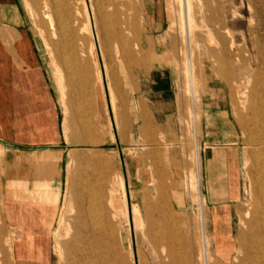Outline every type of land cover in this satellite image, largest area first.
<instances>
[{"label":"rangeland","instance_id":"1","mask_svg":"<svg viewBox=\"0 0 264 264\" xmlns=\"http://www.w3.org/2000/svg\"><path fill=\"white\" fill-rule=\"evenodd\" d=\"M20 1L57 96L62 126L61 91L69 94L71 110L75 112L78 106V109L84 107L83 110H87L86 121L89 120L93 128L99 124L95 113L98 92L105 96L109 107L111 125L107 133L113 136V140L109 135L104 136L105 142L98 146L74 138L70 141L73 146L69 145V149L75 150L72 154L80 163L73 165V156L69 160L65 196L42 264H67L66 249L78 222L77 215L87 205L88 188L93 184L86 164L95 155L116 159L117 174L124 180L131 220L129 226L120 225L119 232L131 244L133 252L129 264H204L201 232L197 228L201 225L199 220H203L213 261L216 264H236L234 259L243 257L240 244L250 242L249 232L256 231L261 225V214L264 213L261 200L264 196V103H260L264 102V50L257 55L250 45V40L255 41L258 48L264 49L261 6L264 0H190V31L185 18V0H77L74 5L70 0L68 15L71 17H66L69 24L56 17L55 6L48 0L46 4L43 0ZM150 11L161 15L162 20L156 26L149 23L147 12ZM131 16H136L135 20L129 21ZM67 43L76 49L62 52L61 46ZM67 56L88 64L91 69L93 66V71L99 72V79L95 78L92 89V86L90 89L85 86L81 76L59 68ZM154 62H160L173 74L176 93L173 106L176 110L170 112V117L166 113V118L155 120L142 102L144 118L123 116L127 136L123 142L115 126V120H121L118 114L114 120L115 111L111 109L108 78L114 79L111 87L117 85L115 109L123 111L124 106L139 97L135 93L144 84V81L139 82L136 74L146 76ZM59 74L64 83L67 79L82 83V99L75 97L71 85L59 84ZM87 91L90 94L86 95ZM82 121L71 122L73 133L81 131L76 125ZM213 124L219 131L217 142L209 140L206 133V125L214 129ZM211 142L215 145L237 144L238 167L232 185L236 200L229 204L230 182L225 175L219 178L222 182L215 198L210 201L213 205L207 203L209 199L205 194L209 188L203 180V164L208 158L207 148L211 147ZM222 152L225 155V151ZM209 190L211 192L212 188ZM133 203L141 211H152L151 225L144 223L140 228L133 224ZM253 241L256 245L261 243L259 238ZM215 244H221L223 248ZM120 246L121 263L128 264L126 249L122 244ZM218 249L223 252H217ZM13 251L12 241L2 242L0 222V264L15 262Z\"/></svg>","mask_w":264,"mask_h":264},{"label":"crops","instance_id":"2","mask_svg":"<svg viewBox=\"0 0 264 264\" xmlns=\"http://www.w3.org/2000/svg\"><path fill=\"white\" fill-rule=\"evenodd\" d=\"M147 13L149 23L155 26L162 20L154 11ZM39 47L21 1L0 0V222L2 242L12 241L16 264H42L46 260L50 233L66 192L67 167L75 151L69 149L72 138H67L60 123L59 102ZM136 75L139 82L144 81L135 93L139 97L124 106L125 114L111 107L114 120L116 113L121 121L125 115L144 118L142 102L155 120L166 118V113L170 117V112L176 110L171 71L154 62L146 76ZM95 105L99 117L95 127L99 134L107 133L110 110L102 93H97ZM115 124L118 129L116 120ZM212 126L214 129L206 125V133L209 140L217 142L219 131L217 125ZM210 145L203 164V180L213 191V195L209 189L205 194L207 203L213 205L210 201L219 191V178L225 175L230 182L229 204L236 200L232 185L238 167L237 144Z\"/></svg>","mask_w":264,"mask_h":264},{"label":"bare ground","instance_id":"3","mask_svg":"<svg viewBox=\"0 0 264 264\" xmlns=\"http://www.w3.org/2000/svg\"><path fill=\"white\" fill-rule=\"evenodd\" d=\"M43 1L46 4L47 0H43ZM48 2H50L49 4L55 6V10H56L55 13L57 15L56 17H59V19L61 18V19H64L66 21V17H71L70 15H68L69 10L71 9L70 8V5H71L70 0H48ZM76 2H77V0H72L73 5ZM183 3H184V1H183ZM261 3H262L261 6L263 8L262 12H264V2H261ZM185 4H186V14H187V15H185V18H187L188 30H189L192 26V18H191L192 15H190L192 13L191 12V6H190V0H185ZM99 8H100V6H99ZM135 17L136 16H131L129 21L135 20ZM67 20H69V18H67ZM61 21L63 22V20H61ZM62 22H59V23L61 24ZM66 22H68V21H66ZM97 22H99V21H97ZM50 24H51V22H50ZM66 24H69V22ZM60 26L62 27V25H60ZM67 26L68 25H66L65 27H67ZM103 28H105V27H103ZM61 31H62V29H61ZM65 31H67V30H65ZM63 33H64V31H63ZM65 36H66V34H65ZM60 41H62V40H60ZM188 42H189V40H188ZM68 45H69L68 43H67V45L63 44L61 46V51L66 52L69 49H71V50L76 49V48H74L75 46H71L72 44L70 46H68ZM250 45H251V48L253 49L252 51H254L257 55L261 54V52L264 50V49L258 48V44H256L255 41L253 42L250 40ZM70 54H68V55H70ZM189 55H190V52H189ZM61 56H64V55L61 54ZM70 56H67L65 59L63 57H61V59L63 58V61L61 60L62 62L60 63L59 68L66 70L67 72L70 71V73H68V74L75 75L78 77L81 76L82 80L85 81V86L88 89H90L89 87L92 86L91 87V89H92L95 85V83H94L95 78L98 77V79H99V72L97 71V73H96L95 70L93 71V66L91 69L88 64L79 63L80 60H79V62H76L78 60V59H76L77 55L75 57L76 60H74V58H71ZM81 65H83V66H81ZM75 68H76V70L73 74L72 71ZM90 70H91V72H90ZM189 72H191V71H189ZM69 77H70V75H69ZM63 80H64L63 77L61 76V74H59L58 75V82L60 85H63V84L64 85H71L74 88L75 97L80 98L82 96L84 91L81 89L83 87L81 82L80 83L77 81L73 82L72 80L67 79L68 81L64 83ZM113 80L114 79L112 77L108 78V82L111 84H112ZM111 84L109 85V94H110V98H111L112 108L116 112L115 97L117 96L116 94L118 92L116 89L117 85H115V87H111L113 85V84L112 85ZM189 88H190V86H189ZM191 91L189 90V92H191ZM88 94H90V91H87L86 95H88ZM68 95H65L64 91H61V93H60L61 103L64 106L63 107L64 108L63 126H64V132L66 133L67 138L68 139L74 138V139H77V141H79V142L82 141L85 144L94 145V146H98V145L102 144L103 142H105V140H103V139H104V136L106 137L107 135H109L110 140H113V136L110 135L111 133L102 132L101 134H99V130L96 127L93 128L89 124V120L86 121L89 114H88L87 110H83L84 107L82 109H78L79 106L77 107V105L74 104L73 107H75V108L77 107V109H75L76 113L73 110H71V107H70L71 103L69 104L70 101L68 102ZM72 97H74V96H72ZM64 98H66V100H64ZM81 99H82V97H81ZM76 100H78V99H76ZM260 103H264V102L261 101ZM117 118L118 117L116 116V119ZM120 118L123 119V117H120ZM76 119H78V120L83 119L82 123H80L81 126L78 125L76 122L77 129L79 126L80 127L79 129L81 130V131H79V133H78V131H77V133H73L71 130V122H73ZM116 123L118 124V130H119V135L121 137V140L124 142L126 140L125 137H127L125 135L126 131L123 128L124 121L123 120L121 122L117 121ZM72 160H73L72 161L73 165L80 163V160L77 157L73 156ZM86 165H87L88 169L91 171V175H92L91 180L93 181V184L90 185L88 188V191L90 192V195H89L90 197L88 198L87 205L82 210V212H78L79 215H77L78 216L77 217L78 222H77L76 226L73 228L70 246L66 249V251L68 253L67 264H122L121 263V257H120V254L122 251L121 246H120L121 244L126 249V251H125L126 261L129 264V262L132 258L131 256H132L133 251L131 249L130 242L126 241L125 235L123 237L121 235V233L119 232V226L120 225L129 226L131 219H129V217H130L129 216L130 215L129 204L126 201V196H125L126 195L125 184H124V180H123L122 176L117 174L116 159H114L113 157L95 155V157L88 159V163ZM84 184L86 186V183H84ZM261 200H262V202H264V196L261 197ZM161 212H163V210ZM165 213H166V211H165ZM151 214H152V211L150 209H147V210L143 209V211H141V209L138 207V205L136 203H133L131 206V216H132L133 224H135L137 226L139 225L140 228H143L144 223H147V225H151V223H152ZM261 216H262L261 225H259V227L257 228L256 231L249 232L250 237H251L250 242H245L243 244H240V248H239L240 250L239 251L241 253H243V257L241 259H238L236 257L234 259V262L236 264H264V213H262ZM199 217H200V214H199ZM199 222H201V225L200 226L197 225V228L201 232L200 242H202L201 245L203 247L202 248V259H203L202 262H204V264H216L213 261L212 256L208 250L209 239L206 236V229L204 227L203 220H201V221L199 220ZM170 224H172V222ZM172 227L173 226H171V228ZM167 228H170V227H167ZM172 232H174V230ZM214 234H215V232H214ZM168 235H170V234H168ZM242 236H243V234H242ZM254 238H257V239L259 238V240H261L260 245L259 244L256 245L254 243V241H253ZM214 243H215V241H214ZM216 246H215V248H216ZM219 246H221V244L218 245L217 247L223 248V246H221V247H219ZM227 247H229V244L227 245ZM218 251H219V249L217 250V252ZM219 252H223V251H219ZM216 255L219 256L221 254H216ZM223 256H224V258H226L225 255H223ZM227 256L229 259L228 254H227ZM221 258H222V256H221ZM222 260H224V259H222ZM226 262H228V261H226ZM10 264H16V262L11 261Z\"/></svg>","mask_w":264,"mask_h":264}]
</instances>
